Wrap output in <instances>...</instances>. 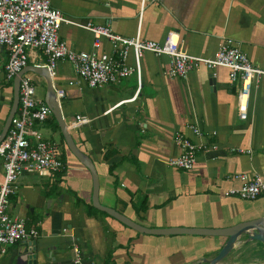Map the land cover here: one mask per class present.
Listing matches in <instances>:
<instances>
[{
  "label": "crops",
  "instance_id": "crops-1",
  "mask_svg": "<svg viewBox=\"0 0 264 264\" xmlns=\"http://www.w3.org/2000/svg\"><path fill=\"white\" fill-rule=\"evenodd\" d=\"M52 4L71 21L108 26L124 37L163 42L169 32L177 31L185 41L184 50L197 57H213L222 44L231 43L254 67L264 69V0H52ZM60 38L75 51L113 52L107 39L95 47L93 34L77 25L64 24ZM8 60L9 50L0 46V136L14 103V79L5 78ZM46 63L42 50H31L23 69L24 76L35 75L27 77L40 83L35 99L45 104L48 80L32 67ZM134 64L131 54L129 65ZM140 65V75L99 88L90 87L68 61L59 62L50 77L56 96L58 90L66 91L63 99H56L78 148L94 162L100 203L148 229H227L264 221V196L256 200L225 196L228 189L242 185L234 176H264V82L253 84L247 118L242 119L240 82H230L228 69L202 66L187 79L172 78L171 58L153 53L144 54ZM76 116L88 122L73 127ZM54 120L52 115L37 123L28 136L43 137L41 128L46 125L60 134ZM178 135L196 146L197 163L190 171L169 164L181 154ZM58 146L66 174L24 172L7 208L12 219L39 232L32 240L37 242V259L28 257L33 251L20 255L21 242L0 257V264H73L75 247L82 250L86 263L203 264L226 243V237L140 233L105 215L93 206L89 169L62 141ZM246 240L243 236L241 247L224 262L232 258L235 264L264 263V244Z\"/></svg>",
  "mask_w": 264,
  "mask_h": 264
},
{
  "label": "built area",
  "instance_id": "built-area-1",
  "mask_svg": "<svg viewBox=\"0 0 264 264\" xmlns=\"http://www.w3.org/2000/svg\"><path fill=\"white\" fill-rule=\"evenodd\" d=\"M64 24L77 25L91 32L95 38L94 46L99 47L101 39H107L112 53L75 51L61 41L60 30ZM184 39L177 31L167 34L163 42L144 40L140 36L124 37L115 34L104 25L79 24L67 19L63 12L55 8L52 0H0V46L9 50V60L5 65V78L8 81L18 76L28 65L29 52L42 50L47 63L37 65L49 70L51 74L61 61H68L76 74L92 88L115 84L134 74H141L140 60L146 53L171 58L168 74L172 78L187 79L189 74L206 67L208 70L226 68L231 83L240 82L239 114L247 118L250 97L254 83L264 82V69L252 65L248 56L237 46L222 44L213 57H197L184 50ZM134 56V66L129 65L130 55ZM36 87L31 78L22 76L20 82V105L14 115L6 136L0 143V257L8 249L24 241L35 240L39 232L27 229L23 220L12 219L7 214L10 197L15 193L16 180L26 171L58 174L65 169L61 151L55 142L37 134L34 138L28 132L37 124L44 123L52 116V108L35 99ZM64 89L57 91V98L63 99ZM88 122L85 117L76 116L72 125L77 127ZM200 134L199 130H196ZM176 142L181 147L180 156L169 164L185 171L192 170L197 163L196 146L188 139L178 135ZM241 153L246 150H240ZM250 151H248L249 153ZM242 185L230 188L225 196H237L244 200H256L264 196V176L239 174L234 176ZM73 264L86 263L83 252L75 247Z\"/></svg>",
  "mask_w": 264,
  "mask_h": 264
},
{
  "label": "water",
  "instance_id": "water-1",
  "mask_svg": "<svg viewBox=\"0 0 264 264\" xmlns=\"http://www.w3.org/2000/svg\"><path fill=\"white\" fill-rule=\"evenodd\" d=\"M33 71L40 74L48 80V94L46 99V104L52 108V114L56 118L61 132L64 136L65 142L72 154L86 167L89 169L93 176L94 181V195H93V206L108 214L109 216L115 218L124 225L140 232L153 235H196V236H211V237H226L227 241L221 250L212 258H204L203 264H223V262L234 253L239 247H241V238L247 236V242L256 241L264 244V221H254L244 224H238L234 227L227 229H186V228H169V229H148L142 225L133 222L126 216L117 212L116 210L104 207L99 201V181L97 172L95 169L94 162L86 156L77 146L75 140L71 134L70 128L65 121L61 104L56 99L55 89L53 88V82L50 80L51 73L47 68L44 67H32ZM24 75L22 71L18 76L14 78V103L8 120L5 124V128L0 136V143L7 134V131L11 125L12 119L17 112L20 103V82ZM37 242L36 241H24L22 248L20 250V255H26L30 252L35 254H29L30 259H37ZM201 264V263H199ZM264 264V263H259Z\"/></svg>",
  "mask_w": 264,
  "mask_h": 264
},
{
  "label": "rangeland",
  "instance_id": "rangeland-1",
  "mask_svg": "<svg viewBox=\"0 0 264 264\" xmlns=\"http://www.w3.org/2000/svg\"><path fill=\"white\" fill-rule=\"evenodd\" d=\"M27 76H31L32 74L30 73H26ZM32 76H35V75H32ZM37 78V76H36ZM34 84V83H33ZM37 84V85H36ZM40 83H35L34 85L37 87ZM41 133L43 134V137L44 138H47V139H52L56 142V144H60L61 142V137H60V134L59 132H57L56 134L53 132V130L51 129L50 126L46 125L44 127L41 128ZM264 257V256H263ZM232 258L228 259L226 262H223V264H235V262L232 263ZM238 264H241V263H238Z\"/></svg>",
  "mask_w": 264,
  "mask_h": 264
},
{
  "label": "trees",
  "instance_id": "trees-1",
  "mask_svg": "<svg viewBox=\"0 0 264 264\" xmlns=\"http://www.w3.org/2000/svg\"><path fill=\"white\" fill-rule=\"evenodd\" d=\"M54 119V118H53ZM55 121V120H54ZM55 123H56V130H59L60 131V137H61V141H62V143L63 144H65L66 145V142H65V139H64V136H63V134H62V132H61V130H60V128H59V126H58V123L55 121ZM105 158H108V155H105ZM63 159H64V157H63ZM63 161V160H62ZM64 162V161H63ZM65 164V163H64ZM114 171V166H110V173H112ZM66 174V166H65V169L62 171V172H60V173H58V176H64ZM93 210H96L94 207H91ZM96 211H98V210H96ZM105 215H107L106 213H104Z\"/></svg>",
  "mask_w": 264,
  "mask_h": 264
}]
</instances>
